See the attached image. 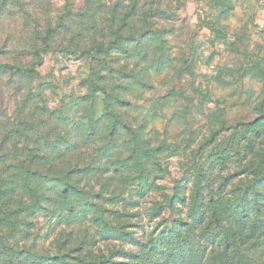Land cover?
Listing matches in <instances>:
<instances>
[{"label":"rangeland","instance_id":"obj_1","mask_svg":"<svg viewBox=\"0 0 264 264\" xmlns=\"http://www.w3.org/2000/svg\"><path fill=\"white\" fill-rule=\"evenodd\" d=\"M0 63V264H264V0H0Z\"/></svg>","mask_w":264,"mask_h":264},{"label":"trees","instance_id":"obj_2","mask_svg":"<svg viewBox=\"0 0 264 264\" xmlns=\"http://www.w3.org/2000/svg\"><path fill=\"white\" fill-rule=\"evenodd\" d=\"M0 68L7 69L9 72H12V73L17 72V73H20L23 75H29V76L35 75L37 73L33 67L19 68L18 66L7 64V63H0ZM134 147L137 149L136 153H134V160L136 161H139L141 159L149 160L150 157L152 158L154 157V160L157 159L154 156L155 155L154 153L156 151L155 147L144 148L143 146L138 145L137 141L135 142ZM127 159L133 160V155L129 154ZM70 164H74V163H69L68 165L70 166ZM139 164L143 167L142 162H140ZM77 171L78 170L74 167H67L66 169L63 170V175H62V178L60 179L61 183L57 184L54 182V184L50 186L48 190L54 191L56 196L62 202L70 201V199H76L78 203H80V201H86L87 199H89L90 203L89 204L83 203L82 209L77 214V216H82V217L89 216L90 222L97 223L99 225V229L106 235H108V228H126L127 227L126 223L130 221V217H131L129 213L122 215V213H119L120 211H116L118 212L117 214H115L116 216L112 217L108 221L104 218L105 217L103 215L104 212L102 211L101 213H98V212H94L92 214L89 213V211L87 210V207L90 206L92 208L94 206H97L99 201L95 200L94 195L95 197H101V192L96 191L94 189V186H88V184H81L80 178H76ZM54 180L56 181L57 179H54ZM148 188H149V185L144 183L143 185L139 186L138 192L140 194H143L144 190ZM195 191H196V194L194 198L197 199L198 197H201L202 198L201 206L204 207L205 206V197L203 196L204 190L199 181H197L195 185ZM199 206L200 204L198 200L195 201L194 204L189 208L188 216H193L194 215L193 210L197 209ZM149 209H150L149 210L150 217L156 219L155 228H170L168 226L167 220L166 219L164 220V218L161 217L162 214L164 213V207H163L162 202L161 203L153 202V205ZM206 211L209 212L210 209L208 210L206 208ZM217 215H218L217 208L214 207L213 205V208L211 209V216L216 217ZM203 217H201L202 219L199 222L200 224L204 223L205 221ZM184 223L185 225L188 224L189 220L188 222L184 221Z\"/></svg>","mask_w":264,"mask_h":264}]
</instances>
